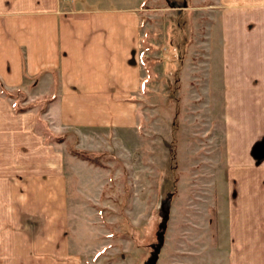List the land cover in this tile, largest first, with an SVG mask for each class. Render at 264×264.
Masks as SVG:
<instances>
[{
    "label": "crops",
    "instance_id": "1",
    "mask_svg": "<svg viewBox=\"0 0 264 264\" xmlns=\"http://www.w3.org/2000/svg\"><path fill=\"white\" fill-rule=\"evenodd\" d=\"M143 2L0 0V264H95L97 232L69 229L68 199L74 190H102L109 170L53 135L72 130L76 147L96 151L95 131L138 124ZM215 10L200 23L204 73H225L217 218L227 226L215 236V264H264V161L251 153L264 136V0H217ZM2 87L25 95L28 106L17 111ZM42 98L49 139L34 104ZM193 259L190 252L187 264Z\"/></svg>",
    "mask_w": 264,
    "mask_h": 264
},
{
    "label": "rangeland",
    "instance_id": "2",
    "mask_svg": "<svg viewBox=\"0 0 264 264\" xmlns=\"http://www.w3.org/2000/svg\"><path fill=\"white\" fill-rule=\"evenodd\" d=\"M142 6L139 121L93 133L89 144L104 152L110 176L102 190L73 191L69 229L96 230L95 264H147L155 248V264H187L190 252L193 263L215 264L222 255L215 236L227 226L217 218L226 178L225 73H204L201 61L209 54L200 23L214 17L217 0H144ZM22 95L14 102L27 105ZM34 104L49 139L41 117L46 102ZM63 133L69 151L78 137L69 129ZM253 145L254 159L264 161V136Z\"/></svg>",
    "mask_w": 264,
    "mask_h": 264
},
{
    "label": "trees",
    "instance_id": "3",
    "mask_svg": "<svg viewBox=\"0 0 264 264\" xmlns=\"http://www.w3.org/2000/svg\"><path fill=\"white\" fill-rule=\"evenodd\" d=\"M2 89H3V91L6 92V94H8L11 97H14L16 101L18 100L17 94L19 93V91H14V92L13 91H8L4 87H2ZM24 98H25V95H22L21 96V102L24 100ZM41 100H44L45 102H47L48 98H42ZM35 102H37V100H35L34 103ZM22 104L19 105L16 102H14L15 109L17 111H20V110H24L28 106V105H25V104L22 105ZM64 134L65 133H61L59 135H53V138L55 140L61 141V140L64 139ZM254 144H256V142ZM255 146L256 145H253V148ZM262 148H263V146H262ZM69 152H71L72 154H74V155H76V156H78L80 158L86 159L89 162H92L94 164L103 165V163L101 162V156L104 154L103 151H95V150L79 148V147H76L74 145L73 147L70 148ZM251 153H252L253 157H255V153H254V151H252V149H251ZM261 158H264V156L261 157ZM255 161L257 162L258 160H256V158H255Z\"/></svg>",
    "mask_w": 264,
    "mask_h": 264
},
{
    "label": "water",
    "instance_id": "4",
    "mask_svg": "<svg viewBox=\"0 0 264 264\" xmlns=\"http://www.w3.org/2000/svg\"><path fill=\"white\" fill-rule=\"evenodd\" d=\"M158 252H159V248H155L152 256L148 259L147 264H155Z\"/></svg>",
    "mask_w": 264,
    "mask_h": 264
}]
</instances>
